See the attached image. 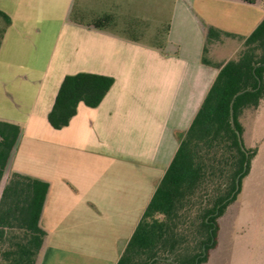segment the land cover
I'll return each instance as SVG.
<instances>
[{
  "label": "crops",
  "instance_id": "1",
  "mask_svg": "<svg viewBox=\"0 0 264 264\" xmlns=\"http://www.w3.org/2000/svg\"><path fill=\"white\" fill-rule=\"evenodd\" d=\"M75 4L0 0L12 19L0 43V120L21 127L3 179L20 172L50 185L36 264H117L179 148L176 133L190 128L216 65L242 46L224 35L204 63L206 25L247 37L264 19V2L174 0L161 47L73 20ZM79 72L115 82L97 107L81 102L56 129L48 114L64 77Z\"/></svg>",
  "mask_w": 264,
  "mask_h": 264
},
{
  "label": "trees",
  "instance_id": "2",
  "mask_svg": "<svg viewBox=\"0 0 264 264\" xmlns=\"http://www.w3.org/2000/svg\"><path fill=\"white\" fill-rule=\"evenodd\" d=\"M73 13L72 19L80 20ZM113 21L114 14L105 13L88 24L105 28ZM11 23L0 9V43ZM224 35L239 37L242 46L216 65L219 74L190 128L176 133L179 148L117 264H208L218 245L222 219L238 199L258 153L247 146L240 117L264 99V19L247 37L207 24L204 63L211 64L209 45ZM114 82L110 75H66L48 114L50 124L56 129L69 125L81 102L97 107ZM20 134V125L0 120V184ZM49 186L20 172L9 176L0 197V264H36L46 237L40 218ZM12 231L23 235H15L18 240L4 250Z\"/></svg>",
  "mask_w": 264,
  "mask_h": 264
},
{
  "label": "rangeland",
  "instance_id": "3",
  "mask_svg": "<svg viewBox=\"0 0 264 264\" xmlns=\"http://www.w3.org/2000/svg\"><path fill=\"white\" fill-rule=\"evenodd\" d=\"M173 3L174 0H76L73 14L90 20L96 14L113 13L111 28L156 44L166 38ZM90 7L95 12H90ZM55 16L61 21L63 14L58 10ZM231 48L233 42H229L224 53ZM240 118L247 146L256 148L258 153L244 178L238 201L222 219L218 245L208 264H264V99L257 109L245 110ZM7 181L3 179L0 184V197ZM12 232L2 245L4 250L18 240L15 235H23Z\"/></svg>",
  "mask_w": 264,
  "mask_h": 264
},
{
  "label": "water",
  "instance_id": "4",
  "mask_svg": "<svg viewBox=\"0 0 264 264\" xmlns=\"http://www.w3.org/2000/svg\"><path fill=\"white\" fill-rule=\"evenodd\" d=\"M243 92V91H242ZM242 92H240V93H242ZM240 93H238L237 95H239ZM236 95V96H237ZM232 123H234V117H233V115H232ZM238 134H239V139H240V143H241V145H242V147L244 148V144H243V141H242V138H241V135H240V133L238 132ZM239 188V183L237 184V189Z\"/></svg>",
  "mask_w": 264,
  "mask_h": 264
}]
</instances>
